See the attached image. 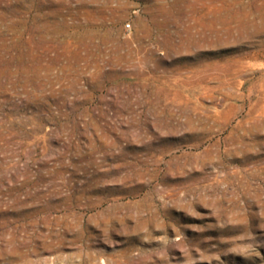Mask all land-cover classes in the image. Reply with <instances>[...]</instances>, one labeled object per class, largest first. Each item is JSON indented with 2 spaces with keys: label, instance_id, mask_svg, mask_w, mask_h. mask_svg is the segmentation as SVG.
<instances>
[{
  "label": "rangeland",
  "instance_id": "1",
  "mask_svg": "<svg viewBox=\"0 0 264 264\" xmlns=\"http://www.w3.org/2000/svg\"><path fill=\"white\" fill-rule=\"evenodd\" d=\"M0 264H264V0H0Z\"/></svg>",
  "mask_w": 264,
  "mask_h": 264
},
{
  "label": "built area",
  "instance_id": "2",
  "mask_svg": "<svg viewBox=\"0 0 264 264\" xmlns=\"http://www.w3.org/2000/svg\"><path fill=\"white\" fill-rule=\"evenodd\" d=\"M131 29V25L130 24H127L126 25V30L128 31V30H130Z\"/></svg>",
  "mask_w": 264,
  "mask_h": 264
}]
</instances>
